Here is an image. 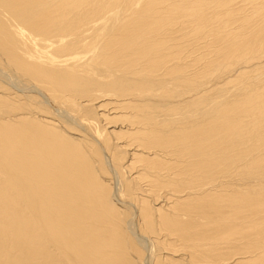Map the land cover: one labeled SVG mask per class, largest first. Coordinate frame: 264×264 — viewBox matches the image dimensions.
Returning a JSON list of instances; mask_svg holds the SVG:
<instances>
[{"label": "bare ground", "instance_id": "6f19581e", "mask_svg": "<svg viewBox=\"0 0 264 264\" xmlns=\"http://www.w3.org/2000/svg\"><path fill=\"white\" fill-rule=\"evenodd\" d=\"M0 264H264V0H0Z\"/></svg>", "mask_w": 264, "mask_h": 264}]
</instances>
